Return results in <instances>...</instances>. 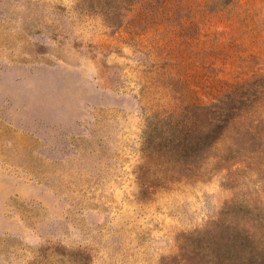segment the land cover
<instances>
[{
	"label": "rangeland",
	"instance_id": "1",
	"mask_svg": "<svg viewBox=\"0 0 264 264\" xmlns=\"http://www.w3.org/2000/svg\"><path fill=\"white\" fill-rule=\"evenodd\" d=\"M0 264H264V0H0Z\"/></svg>",
	"mask_w": 264,
	"mask_h": 264
}]
</instances>
